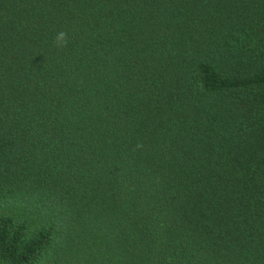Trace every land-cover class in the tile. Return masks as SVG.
I'll use <instances>...</instances> for the list:
<instances>
[{"label": "trees", "instance_id": "trees-1", "mask_svg": "<svg viewBox=\"0 0 264 264\" xmlns=\"http://www.w3.org/2000/svg\"><path fill=\"white\" fill-rule=\"evenodd\" d=\"M0 264H264V0H0Z\"/></svg>", "mask_w": 264, "mask_h": 264}, {"label": "clouds", "instance_id": "clouds-1", "mask_svg": "<svg viewBox=\"0 0 264 264\" xmlns=\"http://www.w3.org/2000/svg\"><path fill=\"white\" fill-rule=\"evenodd\" d=\"M64 36H65L64 33H62V32L59 33L58 36L56 37L57 42H58V43H62V42L64 41Z\"/></svg>", "mask_w": 264, "mask_h": 264}]
</instances>
